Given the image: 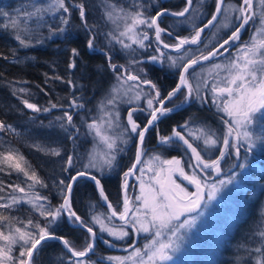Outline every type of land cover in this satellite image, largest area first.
I'll use <instances>...</instances> for the list:
<instances>
[{"label":"snow or ice","instance_id":"1","mask_svg":"<svg viewBox=\"0 0 264 264\" xmlns=\"http://www.w3.org/2000/svg\"><path fill=\"white\" fill-rule=\"evenodd\" d=\"M158 2V0H154ZM203 0H201V4ZM71 8L78 9L79 18L82 22L81 27L89 34L87 48L95 51L97 48L98 33L94 31L95 24H89L87 19V8L84 2L69 5L66 0H49L47 4L33 2L30 8L17 9L16 16L13 17L8 11L0 12V16L6 18L3 25L5 30L11 29L14 39L18 41L23 48L35 47L43 44L45 39H51L53 36L64 35L69 30L71 18ZM103 15L107 22L115 27L112 31L104 33L108 43L109 50L115 44L120 45L122 50H128L130 54H135L137 49H147L150 47V33L154 37L158 47L156 51L159 56L153 55L150 59L153 62L163 63L165 53L163 49H170L178 56H168L170 66L179 69V82L175 88L168 92L167 96L161 98L159 88L155 83L148 79H141L140 75L129 71L124 65H116L112 62V56L106 52L108 67L115 74L117 85L111 90L108 97L102 100L99 105V116L94 118L91 123L84 122L87 129L86 135L93 136L98 141L91 152L87 154L88 163L85 169H95L103 174L106 170L111 172L117 167V157L124 149L121 145L127 146L133 138L137 140L135 153V163L128 171L124 172V182L122 188L123 207L117 211L105 195L104 188L100 179L92 175L90 171H79L75 176H71L66 182L59 180L62 196V203L59 206H52L47 196H42L36 191L37 186L47 188L48 185L36 173L31 163L24 157L19 150L8 148L0 151V172H12L18 175L22 174L25 178L21 184H9L6 187L11 189L7 195H0V264H37L35 257L39 256L40 250L45 242L59 241L63 247L75 259H69L68 264H89L85 257L92 253L96 246L97 231L94 226L98 225L100 233H107L108 236L117 240H123L130 235L128 228L135 229L137 234L146 233L152 238L141 248L132 246L129 256L112 257L108 260L115 261L116 264H170L174 260V254L179 251L184 236L182 230L190 231L195 227L199 215L207 207V203L216 199L217 194L226 186L233 182V177L221 179L211 185L206 184L196 169L200 172L212 170L217 176L223 174L221 161L225 160L226 155H231L234 151L235 157L241 156V147L245 152L253 151L258 145L264 146V0H241L239 5L226 3V0H215V12L211 19L202 27L192 25V33L189 36H174V43H167L162 39V35L173 37V31L168 27H162V17L170 15L172 17L190 16V10L193 8V0H185V7L180 11H170L160 9L154 15L148 14L147 9L150 4L134 0L127 8L119 6L110 0H103ZM57 14L58 17H57ZM50 17H57L59 23L53 25L50 23ZM218 17H223L222 28L231 27V34L219 42L211 50L204 52L197 48L194 54L193 50L185 46L200 45L201 34L206 28L214 26ZM234 18V19H233ZM186 21H177L185 23ZM253 34L248 41L239 45L237 51L239 55L230 60L227 64H213L215 73L213 76L211 92L213 93L212 103L216 104L217 111L224 113L226 119H223L226 125V132L221 140L216 133L205 127H193V121L189 120L178 128L172 130L171 135L161 136V145L181 144L186 151L191 153L195 161L190 166L193 168L191 174L185 170L184 161L180 158L165 159L160 155L153 156L147 161L145 167L153 175L149 181L140 179V194L134 198V201L128 196V178L136 173V165L142 163L143 145L145 136L156 126L157 122L173 111L171 107H165L167 101H170L185 89L184 102L192 99L205 102L207 97L203 95V89L209 87V82L203 76L199 77L195 85L192 82L194 72L190 69L202 64L204 61H210L218 55H224L221 50H227L232 44L241 40V32L250 23L257 24ZM47 28L48 35L40 30ZM146 42H149L146 44ZM133 45L136 47L134 48ZM205 47H207L205 45ZM80 52L76 48L71 49V61L68 65L70 69L77 67L76 58ZM7 59V57H4ZM133 64L143 63L140 60L130 61ZM143 72V69L139 70ZM221 73H224L221 76ZM47 77V74H45ZM219 77V79H216ZM50 79L61 80L60 76ZM73 88L76 87L71 79L66 81ZM131 82V83H129ZM141 85H146L151 91L144 92ZM127 86V87H125ZM140 89L139 91H134ZM26 92V89H20ZM132 92L133 95L129 96ZM126 98V99H125ZM141 100L146 101V108L139 107ZM23 104L33 112H48L50 108L41 109L34 103L24 99ZM137 103V107H132L127 111L126 123L121 122L118 111L120 103ZM57 104H52L56 108ZM71 106L77 109L83 108L82 103L76 99L71 101ZM179 107V106H178ZM148 112V119L144 126L134 118L133 113ZM59 122L58 127L68 134V138L74 143L80 134V128L73 123V115L64 112L63 116L56 117ZM49 126H53L50 122ZM119 130V131H118ZM16 130L4 121H0V132H15ZM203 149L197 142H201ZM37 151L44 152L46 155L61 156V150L56 147H44L40 144H32ZM222 147L216 159H205L202 155L203 150ZM64 163L67 167L73 166V157L66 156ZM231 171V167L229 169ZM140 178L145 174V168L139 169ZM210 174V173H208ZM86 177L94 181L100 196L106 203L110 213L107 215L93 214L91 225L86 223L72 207L73 184L81 178ZM176 177L188 181L194 185L195 192H189L181 183L177 182ZM31 183H28V182ZM3 185V181H0ZM5 191V186H0V193ZM17 193L22 195H17ZM207 193V197L205 196ZM46 202V203H45ZM28 205L29 211L38 213L44 218L42 224L38 219L31 216L21 219L13 215V211L20 210V205ZM196 213V215H193ZM182 217H187L182 219ZM62 218H66L70 223L78 225L84 229L88 237L82 248L77 249L70 241L62 236H58L50 229ZM113 218L123 221L122 226L112 224ZM179 223L174 224V222ZM264 223V222H262ZM254 235L260 238L259 246L249 250L248 254L253 252L259 254L256 258V264H264V228L257 231ZM104 243L114 246L110 241ZM61 264L63 260L61 259Z\"/></svg>","mask_w":264,"mask_h":264},{"label":"trees","instance_id":"2","mask_svg":"<svg viewBox=\"0 0 264 264\" xmlns=\"http://www.w3.org/2000/svg\"><path fill=\"white\" fill-rule=\"evenodd\" d=\"M32 2L33 0H0V12L8 11L15 17L17 9L30 8ZM34 2L47 4L49 0H34ZM66 2L69 5L79 2L85 3L89 24H95L97 26L94 29L98 33L96 41L97 48L95 51H90L87 48L89 34L81 27L82 22L79 18L78 9L76 8L70 7L71 18L69 30L64 35L45 39L43 44H38L30 48L21 47L18 41L14 39L12 30H5L3 28L6 18L0 16V121L10 124L16 130L14 133L0 132V151L12 148L19 150L24 155L35 169L37 175L48 185L47 188L37 186L36 191H39L42 196H47L52 206H59L62 203L63 198L60 194V189L63 186L59 185V180L63 179L68 182L69 178L75 173L87 171L84 166L86 165L87 154L92 141L86 135L87 129L84 122L87 121L90 123L92 121V116L99 103L109 95L117 82L115 74L108 67L105 53L108 52L112 56V62L114 64L124 65L129 71L140 75L141 79H148L155 83L160 90L161 98L166 97L168 92L177 86L179 79V69L170 66V61H168L167 57H175L180 55V53L168 51L161 47V51L165 53L163 57L164 62H153L150 59L153 55L159 56V53L156 51L158 46L156 45L154 37L151 36L152 30L149 32L152 44L147 49H142V55H138L137 51L135 54H127L118 44H115L109 50L110 46L104 35V33L108 32L109 27L99 16L100 12L103 15V0H66ZM110 2L127 8L134 0H110ZM140 2L151 5L147 9L150 15H154L160 9L180 11L185 7V0H158V2H154V0H142ZM240 2L241 0H226V3L240 4ZM214 11L215 0H203L202 4L201 0H193V8L190 10V16L194 19H188L186 17L177 18L168 15L161 18V26L168 27L169 30L173 31V37H168L165 34L162 35V39L171 44L175 42L174 36L176 35L182 37L189 36L192 33L193 23L197 27L202 26L211 18ZM57 17H50L48 19L50 23L56 25L59 23ZM177 21L186 22L177 23ZM216 23L206 30L200 45L189 46L194 54H198L196 53L197 48L204 52L211 50L230 35L229 33L220 36L218 41L205 47L208 40L214 34L213 29ZM251 26L252 23L243 30L239 43H243L250 38ZM40 31L44 33V36L48 35L47 28H43ZM72 48H76L80 52V56L76 58L77 67L75 69L68 67L71 61ZM237 48L233 47L231 50L235 51ZM4 57H7V59ZM133 60H140L143 63H130ZM140 69L144 71L140 72ZM194 69H190L189 72ZM45 74H47V77ZM55 76H60L63 79H50ZM69 79L76 85L75 88L66 82ZM142 88L151 91L148 86H142ZM20 89H26L27 91L21 92L19 91ZM184 92L185 89H182L181 93L166 104V107H171L174 110L164 116L157 122L154 128L149 130L146 137L149 142L152 141L155 143L159 137L170 134L174 127L189 120L194 122L193 127L202 126L218 134L220 133V135L222 134L225 126L223 119L226 117L207 104V102L200 104L197 103L196 99L184 102ZM24 99L36 104L41 109L50 108L51 110L48 112H33L24 106L22 102ZM73 99H76L78 103H82L84 107L79 109L72 107L71 101ZM52 104H57L58 106L52 108ZM175 108L178 109L175 110ZM66 111L73 115V123L80 128V134L75 143L68 138L67 133L58 127L59 122L56 121V117L63 116V113ZM137 113L141 112L138 111L133 114ZM147 114L146 112L145 114L144 112L141 113L143 116L142 122L140 123L141 126H144L146 123V119L148 118ZM50 122L53 126H49ZM34 143H40L46 146H57L61 150V156L46 155L44 152L37 151L31 146ZM136 144L137 140L133 134V138L129 141L128 145L123 147L124 150L119 153L120 158L114 170L111 172L106 171L103 174L92 173L101 180L106 195L117 211H121L123 206L121 198V175L134 162ZM174 148L176 149V146H156L154 149L145 151L144 156L153 151L168 158L170 156L169 151H172ZM177 149L180 151L179 154L187 155L181 145ZM241 149L246 153L244 148L241 147ZM219 152H216L212 159L216 155L218 156ZM241 153L243 152L241 151ZM232 154L226 155L225 160L222 161L223 169H227L228 165L234 160ZM68 155L73 157V166L68 168L67 171H64L63 169L67 167L64 160ZM252 156L253 159L260 162L261 170L258 172L259 174L253 173L255 178L251 179L253 182L250 181V184L254 188L259 184V186L263 187L261 189L262 193L264 191V151L258 156L252 153ZM186 165L185 169L188 170L187 162ZM24 180L25 178L22 174L18 175L12 172L11 175H8L7 172H0V181H3V185L0 186H5V191L0 193V195H7L11 192V189L6 187L9 184H21V186H25L23 183ZM28 183L31 182L29 181ZM136 191L134 190V194H136ZM17 195L22 194L17 193ZM237 195L243 197V205L246 206L247 204L244 201L246 197L241 193H237ZM72 207L90 225L93 214H109L102 197L95 189L92 181L83 177L79 178L74 185L72 191ZM12 214L19 216L21 219L31 216L33 219H38L42 224L44 223V218L40 217L38 213L30 212L28 205H20V210L13 211ZM252 214L253 212L251 211L249 216L251 217ZM112 221L117 224L120 223L114 218ZM246 221L247 218L244 224L248 225ZM248 228H245L243 233L250 231ZM95 230L97 231L96 227ZM50 231L68 239L77 249L84 246L86 238L88 237L86 231L71 226L66 218L59 220ZM129 231L131 232L132 229L129 228ZM97 234L101 238L109 240L108 236L101 235L98 231ZM246 238L243 237L242 243L247 250H250L248 247H252L253 243L251 242L255 238ZM103 250L99 244L94 252L85 259L89 261V264H105L100 259L109 257V255L105 254ZM253 254L255 255L254 252ZM230 255L234 254H230L229 252L228 256L230 257ZM34 258H36L37 264H61V259L63 260V264H68L69 259L74 260L58 241L45 242L42 250L39 252V256L35 257L34 254Z\"/></svg>","mask_w":264,"mask_h":264},{"label":"rangeland","instance_id":"3","mask_svg":"<svg viewBox=\"0 0 264 264\" xmlns=\"http://www.w3.org/2000/svg\"><path fill=\"white\" fill-rule=\"evenodd\" d=\"M231 4L239 5L237 3H231ZM254 6H255V0H254ZM99 14H100L99 16L101 17V19L105 21V23L108 25L109 27L108 32L112 31L115 26L112 23L107 22L105 17L101 14V12ZM222 23H223V17L222 18L220 17V19L217 21L213 29L214 34L212 38L208 40V42L206 43L207 44L206 46H210L211 44H213V42L218 41L220 36H224L229 33L231 34V31L233 29L231 27L229 28L220 27V24ZM257 26H258V22L257 24H252L251 35L253 34L254 29ZM148 31L150 32V30ZM241 37H242V33H241ZM148 43L149 42H146V44ZM150 44H152L151 39H150ZM242 44L243 43L237 42L226 53H224V55L214 60H211L205 64L197 66L193 71L190 72V73L194 72L195 74L192 79V82L194 85L197 82L198 78L201 76H203L204 78L208 80L209 87L207 89L202 90L203 95L207 97V100L205 102H207V104H209L216 110H217V106L216 104L212 103L213 93L210 90L211 84L214 81H213V76L209 75L210 72L215 73L216 70L213 69L211 66L213 64H227L230 60H232L234 57L239 55L237 49L235 51H232L231 49L233 47H238L239 45H242ZM133 47L135 48L136 46L133 45ZM125 52L127 54H130L128 50H125ZM137 54L142 55V49H137ZM223 75L224 73H221V76ZM216 79H219V77H216ZM117 83L118 82H116L114 86H116ZM142 86H145V85H141V87ZM139 90L140 89H135L134 91H139ZM144 92H149V91L145 89ZM131 95H133L132 92L129 93V96ZM107 97L108 96H106L104 99H106ZM196 101L197 103H200V104L203 103L197 99ZM132 107H137V103L136 102H133L132 104H128L126 102L120 103L118 111L120 113L121 122L126 123L125 113L129 108H132ZM139 107L146 108L147 107L146 101L141 100L139 102ZM145 112L148 113L147 111H144V114ZM220 113L224 115V113L222 112ZM98 116H99V108L97 107L94 115L92 116V120L94 118H97ZM199 127H202V126H199ZM222 131L223 132L221 135L220 133L218 134L217 132H215L216 136L219 137L221 140L223 139V134L226 132V125L224 126ZM88 136L90 137L92 141L91 147L89 149V152H91L93 148L96 146V144L98 143V141L94 140L93 136L91 135H88ZM197 143L200 145L201 149L204 148L202 141L197 142ZM37 144H40V143H37ZM40 145L44 147L58 148L57 146H46L43 144H40ZM121 147L123 148L125 146L121 145ZM221 150H222V147L210 148L207 150H203L202 155H204L205 158L208 156L212 158L216 152L218 153V151H221ZM241 151L243 153H241V156L239 158L235 157V154L233 151L232 156H234V160L228 165L227 169H223V165L221 164V167L223 170V174L221 176L214 177L213 181L212 180L208 181L201 177V179L206 184H209V185H211L212 183H216L221 179H227L229 176L233 177V182L229 185H226L217 194L215 200L211 201L210 203H207V207L203 210V214L199 215L194 228H192L190 231L182 230L181 234L184 236V240L181 243V247L179 251H177L174 254V260L170 262V264H222L224 262L223 259H225V261L227 262L232 261L230 260L228 256L229 252L230 254L232 253L235 256L234 261L230 264H256V258L259 256V254L255 253L254 255L252 253L251 255H249L248 254L249 250H247L243 246L242 240H243V237H247L246 239L255 238V240L251 242L254 245V247L253 245L252 247L255 248L259 246L260 238L254 234L257 231L264 228V223H262L264 222V191L261 193V189L263 187L259 186L258 184V186L254 188V187H251V184H250V181H252L251 179L255 178L253 173L259 174L258 172L261 170L260 162L252 158L253 157L252 153H254L257 156L261 155L262 152L264 151V146L258 145L253 151L247 152V153H244L242 149ZM155 155H160L162 158L167 159L161 154L157 152H153V151L151 153L146 154V156H144L142 160L141 168L144 167L145 173L147 174L146 175L144 174V176L140 178V173H139L138 182L135 188V190L137 191H136V194H133V197H132L133 201H134V198L140 194L139 192L140 179H143L144 181L147 182L149 181V177L153 175L152 172L147 171L145 165L147 161H149ZM216 156L215 158H217ZM87 163H88V159L86 161V164ZM230 167H231V171H229ZM86 170L90 171L91 173L96 172L98 174H101L95 169H86ZM192 171L193 169H191V173ZM213 173L215 174L214 171ZM197 175L199 174L197 173ZM182 186L185 187L189 192L191 191L185 185L182 184ZM237 193H241L242 195L246 197V200H244L245 204H247L246 206L243 205V197L237 195ZM128 196L131 199L130 191L128 192ZM251 211L253 212V214L250 217L249 214ZM246 218H247L246 222H248V225L244 224V221L246 220ZM111 223L117 227L123 225V224H117L114 221H112ZM177 223L179 222H174V224H177ZM95 227L97 228V231L99 232L98 225ZM245 228H248L250 231L243 233ZM127 230L129 231V228ZM131 232H134V231L132 230ZM131 232H130V235H134V233H131ZM100 234L108 236L107 233H100ZM140 234L143 235L144 237L149 236L146 233H140ZM110 238L118 242L123 241V240L114 239L113 237H110ZM148 240L146 244L149 242ZM252 247H248V248L251 250ZM129 255L130 253L128 255L127 254L125 255L117 254V255H114L113 257H126ZM236 257L238 258V260L236 259ZM227 258L228 260H226Z\"/></svg>","mask_w":264,"mask_h":264},{"label":"flooded vegetation","instance_id":"4","mask_svg":"<svg viewBox=\"0 0 264 264\" xmlns=\"http://www.w3.org/2000/svg\"><path fill=\"white\" fill-rule=\"evenodd\" d=\"M155 47H157V46H155ZM171 101V100H170ZM169 102V101H168ZM167 102V103H168ZM166 103V104H167ZM166 104H165V107H166ZM131 108H129L128 110H130ZM178 108H175V110H177ZM174 110V109H173ZM133 116H134V118L137 120V122L138 123H141L142 122V119H143V116L141 115V113H137V114H133ZM125 117H126V119H127V113H126V115H125ZM149 118V117H148ZM147 118V119H148ZM163 117H161V119H162ZM147 119H146V121H147ZM160 119V120H161ZM179 126H177V127H174V128H178ZM173 128V129H174ZM172 133V132H171ZM171 133L170 134H168V135H171ZM147 135H148V133L146 134V136H145V142H144V145H143V156H142V160H143V158H144V152L145 151H147V150H149V149H154L156 146H166V147H171V146H176V145H161L160 144V137L157 139V141L154 143V142H152V141H148L147 140ZM165 136H167V135H165ZM148 141V142H147ZM136 146H137V144H136ZM182 146V145H181ZM183 147V146H182ZM178 148V146H176V149L174 148L172 151H169V153H170V156H168V158L167 159H172V158H180V159H182L183 161H184V166H187L186 165V162H187V164H188V170H186L189 174H191V169H193L190 165L191 164H193L192 163V160H191V158H190V156H189V154L187 153V151L185 150V148H184V150H185V152H186V154L187 155H185V154H182V153H180L179 154V149H177ZM135 153H136V148H135ZM171 153H173V154H171ZM175 153H177V154H175ZM216 157H218V156H216ZM120 157H119V155H118V157H117V161H118V159H119ZM205 159H212L210 156H208V157H206ZM216 159V158H215ZM134 160H135V155H134ZM134 163V162H133ZM142 164V163H141ZM141 164H139V167L137 168V171H136V173H135V175L136 176H131V179H130V184H129V188H128V192L130 191V194H131V199H132V197H133V194H134V190H135V187H136V184H137V182H138V175H139V169L141 168ZM221 164H222V161H221ZM133 165V164H132ZM132 165L130 166V167H132ZM129 167V168H130ZM129 168H127V169H125L124 170V172H126V171H128L129 170ZM195 171H197V169L195 170ZM124 172L122 173V175H121V187H122V185H123V182H124ZM197 173L200 175V177H202L203 179H205V180H208V181H213V178L214 177H216L217 175L216 174H214L213 173V171L212 170H205V172H200V171H197ZM208 173H210V174H208ZM147 173H145V175H146ZM176 179H177V182L178 183H181V184H183V185H185L181 180H180V178L179 177H176ZM123 189V188H122ZM190 189V188H189ZM191 191L190 192H193V190L192 189H190ZM207 196V195H206ZM121 198H122V191H121ZM196 214V213H195ZM195 214H193V215H195ZM186 217H184L183 219H185ZM118 221V220H117ZM118 222H120V221H118ZM176 222H179V221H176ZM124 222H120L119 224H123ZM134 232V235H130V236H128V237H126L125 239H123V241H121V242H118V241H115V240H113V239H111L109 236H108V241H110V243L112 244V245H114V246H110L109 244H106V243H104V241L105 240H107V239H104V238H101L98 234H97V245H96V247L100 244L101 246H102V248L104 249L103 251H105V254H107V255H109V256H114V255H125V254H129L130 252H131V250H132V246L133 245H135V247L136 248H141V249H143V247L145 246V244H146V242H147V240H148V238H149V240L151 239V236H143V235H141L140 233L139 234H137L136 232H135V229H132ZM102 239L101 241H100V239ZM148 240V241H149ZM100 242H103V243H100ZM95 247V248H96ZM109 249V250H108ZM117 249H125V250H123V251H120V250H117ZM95 250V249H94ZM108 251H110L109 253H107ZM94 252V251H93ZM92 252V253H93ZM242 257V256H241ZM86 258V257H85ZM230 260H232V261H230V262H227V261H225V259H223V263L222 264H227V263H232L233 261H234V258H235V256L234 255H230ZM240 258V257H239ZM236 259L238 260V258L236 257ZM100 260H102L105 264H116V262L115 261H110V260H108V257H104V258H101ZM99 260V261H100ZM226 260H228V258L226 259ZM221 263V262H220Z\"/></svg>","mask_w":264,"mask_h":264},{"label":"water","instance_id":"5","mask_svg":"<svg viewBox=\"0 0 264 264\" xmlns=\"http://www.w3.org/2000/svg\"><path fill=\"white\" fill-rule=\"evenodd\" d=\"M215 12V11H214ZM168 16H170V15H168ZM220 17H218L217 18V21H218V19H219ZM211 19V18H210ZM209 19V20H210ZM208 21V20H207ZM207 21H206V23H207ZM206 23H204V24H206ZM216 23V22H215ZM203 24V25H204ZM202 25V26H203ZM202 26H200V27H202ZM209 28H211V27H209ZM209 28H206L205 29V31L201 34V39L203 38V36H204V34H205V32H206V30L207 29H209ZM243 32V31H242ZM241 32V33H242ZM236 43H234V44H232L230 47H227V50H224V49H222L221 51L222 52H224V53H226L233 45H235ZM191 46H193V45H191ZM162 47V46H161ZM185 47H189V46H185ZM166 50H168V51H172V50H170V49H166ZM220 56H222V55H218L217 57H214L212 60H214V59H216V58H218V57H220ZM211 61V60H210ZM207 62H209V61H204V62H202V64H205V63H207ZM202 64H198V65H196V66H194V67H197V66H200V65H202ZM178 82H179V79H178ZM178 82H177V84H178ZM179 93H177V95H178ZM176 95V96H177ZM175 96V97H176ZM175 97H173V99L175 98ZM168 102V101H167ZM150 130V129H149ZM138 143V142H137ZM182 145V144H181ZM183 146V145H182ZM184 147V146H183ZM136 148H137V146H136ZM185 148V147H184ZM186 150V149H185ZM187 153L189 154V156H190V158H191V160H192V163L194 164L195 163V161L192 159V157H191V153L190 152H188L187 151ZM134 163H135V160H134ZM133 163V164H134ZM139 167V165H136V168H138ZM197 171H200L199 169H197ZM76 175V173L73 175V176H75ZM93 175V174H92ZM96 176V175H95ZM132 176H136L135 174L134 175H132ZM82 178V177H81ZM83 178H86V177H83ZM98 178V177H97ZM87 179H89V178H87ZM99 179V178H98ZM130 179H131V176H129V178H128V184H130ZM89 180H91V179H89ZM180 180L183 182V183H185L189 188H191L192 190H193V192H195L196 191V188H195V186L194 185H191V184H189L188 183V181H186V180H183L182 178H180ZM92 181V180H91ZM101 181V180H100ZM92 183L94 184V187H95V189L99 192V190H98V188H97V186L95 185V183H94V181H92ZM74 185L75 184H73V188H74ZM101 185L103 186V184H102V182H101ZM73 191V190H72ZM105 192V191H104ZM100 194V193H99ZM105 195H106V193H105ZM123 195H124V190L122 189V202H123ZM205 196H206V193H205ZM109 199V198H108ZM110 201V200H109ZM104 202V201H103ZM104 205L106 206V208H107V205H106V203L104 202ZM107 211H108V213H110V210L107 208ZM193 214H195V213H193ZM184 217H182V219H183ZM114 219H116V218H114ZM116 220H118V221H120L119 219H116ZM68 221V220H67ZM120 222H123V221H120ZM68 223L71 225V226H74V227H78V228H80L78 225H74V224H72V223H70L69 221H68ZM82 229V228H81ZM84 230V229H83ZM85 231V230H84ZM59 242V241H58ZM60 244H61V246L63 247V244L61 243V242H59ZM96 245H97V238H96ZM96 247V246H95ZM63 249L67 252V250L63 247ZM117 250H120V251H123V250H125V249H117ZM68 253V252H67ZM70 256H71V254L70 253H68ZM90 254H92V253H89V255ZM72 258H74V257H72ZM75 259V258H74Z\"/></svg>","mask_w":264,"mask_h":264}]
</instances>
